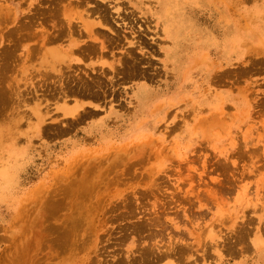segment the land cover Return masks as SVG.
<instances>
[{"label":"rangeland","instance_id":"obj_1","mask_svg":"<svg viewBox=\"0 0 264 264\" xmlns=\"http://www.w3.org/2000/svg\"><path fill=\"white\" fill-rule=\"evenodd\" d=\"M96 3L120 24L119 43L92 32L110 46L67 63L118 68L132 51L153 78L118 74L119 99L74 123L63 114L73 99L47 79L66 65L42 38L70 22L60 51L70 53L69 39L89 41L79 25L97 20ZM8 44L16 52L0 74V264H139L147 247L152 264H264V0H0V54Z\"/></svg>","mask_w":264,"mask_h":264},{"label":"bare ground","instance_id":"obj_2","mask_svg":"<svg viewBox=\"0 0 264 264\" xmlns=\"http://www.w3.org/2000/svg\"><path fill=\"white\" fill-rule=\"evenodd\" d=\"M50 1V0H49ZM159 1V0H158ZM49 4V7L48 8H50V3H48ZM52 4H53V7H51V8H53V10L51 11L50 9V12H53L54 11V3H52L51 2V6H52ZM56 4V3H55ZM136 4H138V3H136ZM47 5V4H46ZM56 6H57V4H56ZM95 6H97L96 7V10H95V12H97V20L95 21H92L91 20V22L89 21V20H86V21H89L90 23L88 24H86L84 21H82V23L79 25V26H82L85 30H84V32H85V34L84 35H86V36H88V35H90L92 32H95V34H96V32H98L99 33V35L100 36H102V38L104 37V39L106 38V35L108 36V34H107V32L108 33H110V36H111V34H113V35H115L116 36V40H117V42H115V41H112V40H114V39H112V40H109L108 41V39H107V43L108 42H111L112 43V45H113V43H119L118 41V37H119V35H120V31H119V29H118V27L117 28H115L114 26H113V23H115L116 25H120V24H118L117 23V21H116V19H114V16L111 14V12L109 11V9H108V7L106 6V5H101L100 3H96V5ZM156 6V5H155ZM34 9H35V7H33ZM37 8V7H36ZM59 8V7H58ZM93 8V7H92ZM142 8V7H141ZM140 8V9H141ZM154 8V7H153ZM32 9V8H31ZM40 9V12H42L41 11V9L42 8H40V6H39V8L37 9V10H39ZM44 9H46V8H44ZM135 9V8H134ZM43 10V9H42ZM56 10V9H55ZM45 11V10H44ZM114 11H115V13H116V15L117 16H120V12H119V8H115L114 9ZM34 12V11H33ZM33 12H31V13H33ZM36 12V11H35ZM34 12V13H35ZM49 12V14H48V12H46V14H48L49 15V19H52L53 18V16L54 15H52L51 13ZM36 13H38V12H36ZM57 13V12H56ZM154 13V12H153ZM38 14H41V13H38ZM43 14V13H42ZM46 14L44 13V15L46 16ZM50 14L52 15V17L50 16ZM93 14V13H92ZM96 14V13H95ZM135 14V13H134ZM33 15V14H32ZM47 15V16H48ZM56 15V14H55ZM94 15V14H93ZM125 15H127V14H124V16ZM152 15V14H151ZM156 15V14H155ZM168 15V14H167ZM26 16V15H25ZM36 17H37V15H35ZM35 16H32V18H34ZM40 16V15H39ZM44 16V17H45ZM165 16V15H164ZM28 17V16H27ZM31 17V16H30ZM29 17V18H30ZM55 17V19H56V17H58V16H54ZM150 17V16H149ZM23 18V17H22ZM67 18V17H66ZM68 18H70V17H68ZM81 18V17H80ZM164 18V17H163ZM36 19V18H35ZM30 20V23H32L31 21H33V25H34V23H35V21L36 20ZM37 19H41V18H37ZM43 19V18H42ZM58 19V18H57ZM56 19V20H57ZM82 19V18H81ZM95 19H96V17H95ZM128 19V18H127ZM126 19V20H127ZM135 19V18H134ZM144 19V18H143ZM147 19V18H146ZM150 19V18H149ZM153 19V18H152ZM160 19V18H159ZM29 20V19H28ZM53 20V19H52ZM64 20V19H63ZM157 20V19H156ZM70 21H71V19H70ZM138 21V20H137ZM144 21V20H143ZM146 21V20H145ZM23 22H24V20H23ZM22 22V23H23ZM27 22V21H26ZM26 22H24V24L26 23ZM152 22H154V20L152 21ZM160 22V21H159ZM29 23V22H28ZM38 23V22H37ZM44 23V22H43ZM53 23H54V21H53ZM56 23V22H55ZM83 23H85V24H83ZM111 23H112V25H111ZM27 24V23H26ZM50 24V23H49ZM57 24H58V21H57ZM78 24V23H77ZM146 24V23H145ZM19 25V24H18ZM20 25H22V24H20ZM28 25V24H27ZM30 25V24H29ZM28 25V26H29ZM38 25V24H37ZM61 26L63 25L62 23L60 24ZM74 25V24H73ZM110 25V26H109ZM132 25V24H131ZM131 25H129V26H131ZM25 27H26V25H24ZM52 26H53V24H52ZM58 26L59 25H57V28H58ZM65 26V24L63 25V27ZM152 26V25H151ZM154 26V25H153ZM14 27V26H13ZM19 28H21L22 29V27H20V26H18ZM16 28V29H19V28ZM25 27H23L24 29H25ZM30 27H32V26H30ZM50 27V26H49ZM48 27V28H49ZM54 27L55 26H53V28L52 29H54ZM75 27H76V25H75ZM74 27V28H75ZM143 27V26H142ZM147 27V26H146ZM168 27H169V29H167V31L169 32V31H174L175 30V27H174V25H173V23L172 24H168ZM29 27H27V29H28ZM57 28H55V29H57ZM59 28H60V30L58 31V33H56L57 31L55 30V32L53 33V32H51V34L53 33L54 35H50L49 34V37H43L42 38V44L44 45V43H46V42H51L52 43V45L49 47L48 46V48H46V50L48 51V50H54V51H51V52H49V53H51V55L53 54H55V59H52V60H54V61H58V60H61L65 65H66V67H65V69L66 70H63V68H62V66L60 65L59 66V68H54V66H52L50 69H52V71H55L56 72V74L55 75H53V74H48L49 76H48V81H51V79L53 78L54 80L53 81H56V82H58L57 83V86H56V90L54 89V94L55 95H59L62 99L64 98V99H69V98H72L73 100L72 101H74V104H73V107H70V108H67V109H64L65 111H63L64 113L63 114H69L70 116H72L73 117V119H74V123H77L81 118H83L84 116L85 117H87V115H88V117L90 116H94L95 114H97L98 113V111H100L98 108H100L101 106H102V103L103 102H105V99H107L108 97H111V100H110V98L108 99L109 100V102L110 101H114V100H118L119 98L118 97H120L121 95H122V93H121V91L120 90H117V88H119V87H116L118 84H120L121 82L120 81H122V82H125V80L128 78V79H131V77H134V78H137V77H142V78H145V79H147V80H152V78H153V76H152V74L151 73H147V71H146V69L148 70V68H146L147 66H145V68L143 69V67L141 66L142 64L141 63H143V60H142V58H140L141 56L139 55V58L138 57H136V55H134V53L132 52V51H128V53L126 54V52H125V54L128 56H124L123 54H122V56L123 57H125L124 58V60H123V58H122V61H121V57H119L118 59H117V61L115 62V63H117V64H119L120 65V67H118V68H116L115 66H113L114 64H108V62L107 63H105V60H104V62L103 63H105V64H107L108 65V67L110 68V70L108 71L109 73L111 72L112 73V75L111 76H107L106 74L108 73L107 71V73L105 72V71H103L101 68H103L104 66L103 65H105V64H103L102 63V61L100 62V63H102L101 64V66H98L97 67V69H94V68H92V64H93V62H92V64L91 63H89L88 65H89V67H82V68H77V67H72L71 65H69V63H67V62H70L72 59H73V53H75V54H81L80 56H82L83 58H85V57H88V55H90V54H92V56L93 55H95L94 53H97V52H99V54L101 55V53H103V52H105L104 50H105V48L107 47L106 45H109V44H106V42H105V40L104 39H102V38H99V37H95L96 35L93 33V36L94 37H92L91 38V35L89 36V41H83V40H78V41H76L75 39V41H71L72 39H69V43L67 44V45H65L64 43V46L66 47L64 50H70V53H66V52H63V51H60L62 48L60 47L62 44H61V42L63 41L62 39V37L63 36H65L66 34L69 36L70 35V32L72 31V28H71V25H70V22H66V26L64 27V28H62V27H60L59 26ZM58 28V29H59ZM10 29V28H9ZM21 29H19V30H21ZM23 29V30H24ZM30 29V28H29ZM77 29V28H76ZM137 29V28H136ZM11 30V29H10ZM26 30V29H25ZM7 31H9V30H7ZM12 31H15V30H12ZM17 31V30H16ZM80 31V30H79ZM82 31H83V29H82ZM133 31H134V29H133ZM10 32V31H9ZM62 32V33H61ZM112 32V33H111ZM35 33V32H34ZM39 33V32H38ZM43 33H44V31H43ZM50 33V32H49ZM73 33V32H72ZM140 33H142V32H140ZM7 34V33H6ZM9 34V33H8ZM16 34V33H15ZM31 32H30V35L27 33V35H24V34H20V35H23V37L25 36V37H27V38H30L31 37ZM46 34L48 35V33H47V31H46V33L44 34L45 36H46ZM61 34H64V35H61ZM145 34H148V33H145ZM154 34V33H153ZM160 34V33H159ZM2 35H4V34H2ZM13 35V34H12ZM18 35V34H17ZM19 35V36H20ZM33 35V34H32ZM43 35V36H44ZM83 35V36H84ZM112 35V36H113ZM126 35V34H125ZM143 35V34H142ZM155 35V34H154ZM15 36V35H14ZM13 36V37H14ZM18 36V37H19ZM30 36V37H29ZM114 36V37H115ZM20 37H22V36H20ZM24 37V38H25ZM113 37V38H114ZM121 37V36H120ZM177 36L175 35H171V39H172V42H173V44H174V46H173V51H175V52H173L172 51V53H176L179 49H180V46H181V43H180V41L176 38ZM263 37V36H262ZM5 38V37H4ZM12 38V37H11ZM27 38H25V39H27ZM70 38V37H69ZM78 38V37H77ZM87 38V37H86ZM127 38V37H126ZM130 38V37H129ZM144 38V37H143ZM147 38V37H146ZM15 39V38H14ZM21 39V38H20ZM19 39V40H20ZM31 39V38H30ZM66 39V38H65ZM64 39V40H65ZM121 39H122V37H121ZM132 39H134L133 37H132ZM131 39V40H132ZM22 40V39H21ZM62 40V41H61ZM68 40V39H67ZM233 40V39H232ZM61 41V42H60ZM124 41V40H123ZM141 41V40H140ZM149 41V40H148ZM14 42H16V41H14ZM21 41H19V43H20ZM37 42H38V40H37ZM64 42V41H63ZM153 42H154V40H153ZM158 42V41H157ZM18 43V42H17ZM17 43H14L15 44V46H17ZM19 43H18V45H19ZM121 43H122V41H121ZM127 43H129L130 45H131V43H133V45H134V41H130V42H127ZM141 43L142 42H138L137 44L138 45H135V46H138V47H141L140 45H141ZM156 43V42H155ZM232 43V42H231ZM14 44H11L12 46L14 45ZM49 44V43H48ZM47 44V45H48ZM116 44V45H117ZM157 44V43H156ZM8 45H10V44H8ZM7 45V46H8ZM11 45L9 46V48H7L6 47V49H2L1 51H4V52H1L2 54H0L1 55V57L2 58H4V60H2L1 58V60L3 61V62H1L0 63V74H1V70H2V68L4 69V67L3 66H6V67H8V65H9V60H11L12 59V57H13V53L12 52H16V50H14V47H12L11 48ZM47 45H44V46H46L47 47ZM115 45V46H116ZM125 45V44H124ZM145 45H146V43H145ZM154 45V44H153ZM264 45V44H263ZM5 46H6V44H5ZM30 46V45H29ZM28 46V47H29ZM110 46V45H109ZM108 46V47H109ZM114 46V47H115ZM123 46V45H122ZM125 46H127V45H125ZM124 46V47H125ZM156 46V45H155ZM114 47H112V49H114ZM132 47V46H131ZM213 47V46H212ZM3 48V47H2ZM27 48V47H26ZM111 48V47H110ZM117 48V47H116ZM126 48H128V47H126ZM143 47H141L140 49H138V50H140V52H141V49H142ZM144 48H145V46H144ZM230 48V47H229ZM12 49V50H11ZM111 49V50H112ZM219 49V48H218ZM217 49V50H218ZM14 50V51H13ZM142 50H145V49H142ZM210 50V49H209ZM213 50H214V48H213ZM127 51V50H126ZM106 52H108V51H106ZM146 52V51H145ZM216 52V51H215ZM109 53V52H108ZM218 53V52H217ZM13 54V55H12ZM121 54V53H120ZM154 54V53H153ZM254 54V53H253ZM11 55H12V57H11ZM143 55H145V53L144 54H142V56ZM255 55V54H254ZM91 56V57H92ZM95 56H98V54H96ZM94 56V57H95ZM120 56V55H119ZM148 56H150V55H147V57ZM15 57V56H14ZM249 57V56H248ZM11 58V59H10ZM66 58V59H65ZM117 58V57H116ZM14 59V58H13ZM78 59V58H77ZM86 59V58H85ZM143 59H145V57L143 58ZM70 60V61H69ZM146 60V59H145ZM148 60V59H147ZM152 60V59H151ZM150 59L148 60V61H146L145 63H147V62H149V61H151ZM205 60V59H204ZM54 61H53V63H54ZM155 61H157V60H155ZM226 61V60H225ZM12 61H10V63H11ZM111 62V61H110ZM113 62H114V60H113ZM113 62H111V63H113ZM151 63V62H150ZM156 63V62H155ZM90 64H91V66H90ZM144 64V63H143ZM163 64H164V62H163ZM98 65H100V64H98ZM116 65V64H115ZM118 65V66H119ZM140 65V66H139ZM146 65V64H145ZM161 65V64H160ZM97 66V65H96ZM106 66V65H105ZM95 67V66H94ZM142 67V68H141ZM157 67H159V66H157ZM219 67V66H218ZM96 68V67H95ZM152 68H154L153 66H152ZM151 68V69H152ZM245 68V67H244ZM101 69V70H100ZM150 69V68H149ZM104 70H107V69H105L104 68ZM155 70V69H154ZM158 70V69H157ZM156 70V71H157ZM247 70H248V68H247ZM51 71V72H52ZM244 71V70H243ZM3 72V71H2ZM55 72H53V73H55ZM245 72H247V71H245ZM153 73V72H152ZM120 75L121 74V79L122 80H120L119 81V79H116L115 78V76L117 77V75ZM224 74V73H223ZM1 76V75H0ZM3 76V75H2ZM107 76V77H106ZM155 76V75H154ZM219 76V75H218ZM119 77V76H118ZM114 78L116 79V80H114ZM221 78V77H220ZM139 79V78H138ZM219 79V78H218ZM217 79V80H218ZM215 80V79H214ZM129 81V80H128ZM216 81V80H215ZM214 81V82H215ZM56 82H55V84H56ZM54 83V82H53ZM52 83V84H53ZM54 85V84H53ZM119 86V85H118ZM122 86V85H121ZM124 86V85H123ZM52 87V86H51ZM55 87V86H54ZM121 88V87H120ZM122 89H124V88H122ZM120 93H121V95H120ZM6 94V93H5ZM149 94V88L145 85V84H143V85H139L138 87H137V92H136V96H143V97H145L146 95H148ZM3 96H5V95H3ZM1 97H2V95H1ZM54 97V96H53ZM59 97V98H60ZM56 98V97H55ZM59 98H57V99H59ZM107 100V101H108ZM1 101V100H0ZM63 101H65V100H63ZM4 102V101H3ZM6 102V101H5ZM108 102V103H109ZM65 103V102H64ZM126 104V103H125ZM120 106V105H119ZM89 107V108H88ZM103 108H104V105L102 106ZM121 107V106H120ZM120 107H118V108H120ZM63 108H66V107H63ZM62 108V109H63ZM72 119V120H73ZM85 119V118H84ZM84 119H83V121H84ZM81 121V120H80ZM72 123V122H71ZM82 123V122H81ZM73 124V123H72ZM68 127V126H67ZM74 127V126H73ZM69 128V127H68ZM72 128V127H71ZM65 130H66V128H64ZM64 129H61V131H59V133L61 132H65V130ZM68 130V129H67ZM72 130V129H71ZM56 131V130H55ZM68 132H69V130H68ZM142 229V228H141ZM1 230V229H0ZM134 231V230H133ZM137 231V230H136ZM72 232V231H71ZM260 234V233H259ZM264 234V233H263ZM262 234V235H263ZM0 235H2V234H0ZM257 235V234H256ZM5 236V235H4ZM4 236L2 235V236H0L1 238L3 237L4 238ZM264 236V235H263ZM0 238V239H1ZM254 239V237L252 238V240ZM6 240V239H5ZM257 240V239H256ZM241 241H243V236L242 235H240V234H238L237 233V235H236V243L238 244V243H240ZM232 246H234L233 244H230V245H228V247H227V249H225V251H226V253L227 254H232L233 252H235V251H233V250H231L232 249ZM264 245L263 244H259V250H261L260 252L262 253V255L264 254V252H263V250L264 249H262V247H263ZM184 247V246H183ZM182 247V248H183ZM247 247V246H246ZM7 249V248H6ZM148 249V250H147ZM147 251L148 252H150V255L148 254L146 257H145V255H142L141 254V260H140V258H139V261H141L139 264H152L153 263V259H152V257H154V252H153V250H152V248L149 250V247H147ZM180 251H183V253H184V249L183 250H180ZM240 251H242V250H239L238 252V254H240ZM2 253H3V251H2ZM179 253H181V252H179ZM183 255V254H182ZM261 255V256H262ZM142 256H144L143 258H142ZM220 256V255H219ZM146 258H148V260H146ZM174 258H176L177 259V257H174ZM155 259V258H154ZM178 260V259H177ZM190 261V264H194V261H192V260H189ZM196 261V260H195ZM193 262V263H192ZM200 263V262H199ZM118 264V263H117ZM184 264H189V262H187V263H184Z\"/></svg>","mask_w":264,"mask_h":264}]
</instances>
